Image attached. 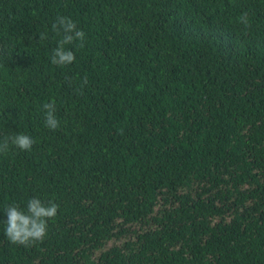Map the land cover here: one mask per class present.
Instances as JSON below:
<instances>
[{
  "label": "trees",
  "instance_id": "obj_1",
  "mask_svg": "<svg viewBox=\"0 0 264 264\" xmlns=\"http://www.w3.org/2000/svg\"><path fill=\"white\" fill-rule=\"evenodd\" d=\"M0 264H264V0H0Z\"/></svg>",
  "mask_w": 264,
  "mask_h": 264
}]
</instances>
